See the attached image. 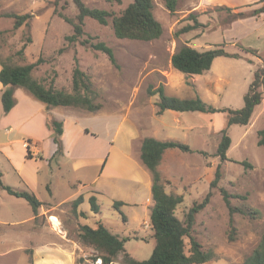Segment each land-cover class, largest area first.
<instances>
[{"label": "rangeland", "instance_id": "obj_1", "mask_svg": "<svg viewBox=\"0 0 264 264\" xmlns=\"http://www.w3.org/2000/svg\"><path fill=\"white\" fill-rule=\"evenodd\" d=\"M132 1L123 0L118 4L84 0L88 6L114 15ZM155 1V15L163 24L159 39H120L115 35L111 16L107 24L86 17L84 34L71 41L68 36L73 35L74 27L60 13L77 21L78 9L73 0H62L58 4L56 0H0V55L18 64L36 62L42 57L44 61L33 75L67 91H72L73 70L79 66L91 78L97 101L112 113L108 115L104 111L102 117L94 118L93 124L88 125L103 140H113L120 120H125L140 130V143L146 136L187 143L192 152L177 148L166 150L162 164L166 175L162 176L169 193L184 196L176 210L182 220L195 202H202L211 193L207 205L196 214L193 235L205 250L213 252V258L193 264H238L251 255L264 233V147L258 144V131L264 128V99L256 106L249 124L227 127L226 111L165 110L159 114V95H152L149 90L164 85L169 95L200 96L221 109L243 107L244 95L255 71L263 65L261 58L250 54L218 56L210 70L190 75L175 69L171 57L183 44L200 50L221 46L230 53H243L241 46H244L264 56V12L261 17H251L247 12L239 10L231 14V9L217 7L211 10L216 12L214 19H204L205 27L176 34L194 23L184 0H179L178 13L166 9L162 0ZM241 12L244 16L231 19V15ZM12 13H31L33 17L29 25L15 28V19L9 15ZM99 41L113 48L116 64L106 53L93 48L91 44ZM17 52H24V58ZM225 127L232 142L227 159L221 160L216 152ZM136 144L138 148V142ZM219 165L222 176L216 186H211ZM96 199L99 212L92 209L88 198L80 202V220L91 227L102 221L112 232L127 238L126 250L134 258L148 259L156 239L144 204L121 209L123 217L108 196L100 195ZM51 221L52 224L59 222V218L51 216ZM81 226L68 233L78 243L75 264H99L97 250L81 240ZM186 241L189 249V239ZM6 251L7 255L0 257V264H30L33 258L30 249L23 252L11 247ZM110 264H123L122 255Z\"/></svg>", "mask_w": 264, "mask_h": 264}, {"label": "crops", "instance_id": "obj_2", "mask_svg": "<svg viewBox=\"0 0 264 264\" xmlns=\"http://www.w3.org/2000/svg\"><path fill=\"white\" fill-rule=\"evenodd\" d=\"M262 3V0H184L188 13L196 14L202 23L216 17L211 10L217 7L230 8L231 14L240 10L251 17H261L263 13L252 12ZM4 89L0 81V181L15 190L35 194L41 205L35 214L26 199L0 185V257L13 247L23 252L32 250L35 264H75L78 243L68 233L76 226L86 225L80 220L79 205L74 206L80 198L84 201L92 195H106L113 203L124 202L121 209L144 204L151 215L153 177L142 162L143 138L140 143V130L135 125L120 120L113 140H103L88 125L93 124L94 118L102 117L104 111L112 115L108 110L48 107L18 86L14 91L16 103L5 112ZM52 119L63 125L59 143L49 125ZM26 140L30 146L25 145ZM162 164L163 159L159 169L165 176ZM51 216L59 218L60 231L54 228Z\"/></svg>", "mask_w": 264, "mask_h": 264}, {"label": "trees", "instance_id": "obj_3", "mask_svg": "<svg viewBox=\"0 0 264 264\" xmlns=\"http://www.w3.org/2000/svg\"><path fill=\"white\" fill-rule=\"evenodd\" d=\"M62 0H56L58 4ZM109 3L121 4L123 0H105ZM163 5L170 12H176L179 6V0H162ZM262 5L253 10L252 14L264 12V0ZM78 9L77 21H72L69 17L60 13L68 22L72 23L74 33L68 36L71 41L78 40L84 34V19L91 17L102 24L108 23V17H113V28L115 35L120 39H135L151 41L159 39L163 34V24L155 15V0H133L119 14L97 7L88 6L84 0H73ZM228 9V8H227ZM230 9V8H229ZM14 17V27L19 28L22 25H29L33 17L31 13L9 14ZM244 16V13L235 14V18ZM193 24H188L181 28L179 32H188L198 27H205L198 16L190 14ZM189 18V19H190ZM88 42L87 40L85 41ZM94 49L106 53L110 60L116 64V58L113 48L103 41L91 44ZM243 53H230L224 47L200 50L188 44L181 45L171 57L172 66L186 74H203L210 70L214 60L218 56L243 57L244 54H250L262 59L263 65L260 66L254 74L248 91L244 95V106L238 109L217 108L204 101L200 96L193 98H180L166 93L164 85H160L156 90L150 89L152 95L158 94L159 101L158 113L162 114L165 110L199 111L203 113H216L219 111L227 112V127L232 124L247 125L250 123L257 105L264 99V56L259 54L258 50L241 46ZM24 58V52H17ZM40 57L36 62L18 64L14 63L10 57L3 58L0 55V81L5 89L2 93V103L5 112H9L16 103L14 96L15 88L20 86L30 91L37 99L46 103L48 107L68 106L86 111H97L103 107L98 102V94L93 88V83L89 75L79 66L73 70L72 91L56 88L53 83L47 84L43 79H37L33 71L43 62ZM49 125L54 129L55 141L59 143L60 136L63 133L62 122L50 120ZM227 127L223 129L222 138L219 142L216 155L221 160L227 159V152L231 146V138L227 133ZM258 144L264 147V128L258 131ZM177 148L183 152H192L193 149L179 140H160L152 136L143 138L141 146V159L144 165L150 170L153 177L152 197L153 206L151 207L150 221L154 230L156 244L151 256L148 259L139 260L134 258L125 247L127 238L121 237L112 232L102 222L98 221L96 228L89 225H82L80 237L82 242L92 246L98 252V257L102 259L103 264H110L120 255H122L123 264H193L204 263L213 258V252L205 250L201 243L193 235V225L196 214L202 210L210 200L209 193L202 202H195L186 214L185 220L179 218L176 213L177 207L184 201L182 194L169 193L166 190V181L163 179L159 165L163 159L164 153L168 149ZM206 153V152H204ZM207 154V153H206ZM246 163V162H244ZM222 172L220 165L215 171V178L211 181V186H216L221 178ZM0 185L9 193L26 199L33 208L35 214L38 213V207L41 202L35 194L24 190H15L12 187L3 184ZM227 203L230 204L227 195ZM77 199L74 202L75 208L81 202ZM92 209L99 212V204L95 195L90 197ZM122 201H115L114 206L123 214L121 206ZM85 213L82 212V215ZM123 217L124 214H123ZM187 239L190 247L187 248ZM30 264H35L31 258ZM238 264H264V233L259 244L255 247L251 255L243 262Z\"/></svg>", "mask_w": 264, "mask_h": 264}, {"label": "built area", "instance_id": "obj_4", "mask_svg": "<svg viewBox=\"0 0 264 264\" xmlns=\"http://www.w3.org/2000/svg\"><path fill=\"white\" fill-rule=\"evenodd\" d=\"M25 145H26V146H30V141H29V140H26V141H25ZM97 262H98L99 264H101V263H102V259H101V258H98V259H97Z\"/></svg>", "mask_w": 264, "mask_h": 264}, {"label": "bare ground", "instance_id": "obj_5", "mask_svg": "<svg viewBox=\"0 0 264 264\" xmlns=\"http://www.w3.org/2000/svg\"><path fill=\"white\" fill-rule=\"evenodd\" d=\"M53 226H54V228L55 229H58L59 231H60V229H59V222H53Z\"/></svg>", "mask_w": 264, "mask_h": 264}]
</instances>
